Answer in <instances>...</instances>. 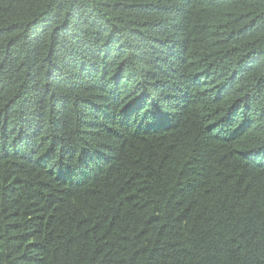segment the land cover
I'll list each match as a JSON object with an SVG mask.
<instances>
[{
  "label": "trees",
  "instance_id": "16d2710c",
  "mask_svg": "<svg viewBox=\"0 0 264 264\" xmlns=\"http://www.w3.org/2000/svg\"><path fill=\"white\" fill-rule=\"evenodd\" d=\"M0 264H264V0H0Z\"/></svg>",
  "mask_w": 264,
  "mask_h": 264
}]
</instances>
